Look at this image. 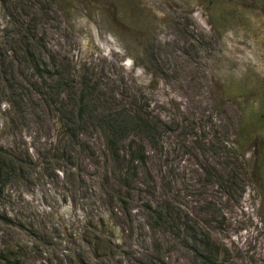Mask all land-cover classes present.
Masks as SVG:
<instances>
[{
	"label": "rangeland",
	"instance_id": "obj_1",
	"mask_svg": "<svg viewBox=\"0 0 264 264\" xmlns=\"http://www.w3.org/2000/svg\"><path fill=\"white\" fill-rule=\"evenodd\" d=\"M0 264H264V0H0Z\"/></svg>",
	"mask_w": 264,
	"mask_h": 264
},
{
	"label": "trees",
	"instance_id": "obj_2",
	"mask_svg": "<svg viewBox=\"0 0 264 264\" xmlns=\"http://www.w3.org/2000/svg\"><path fill=\"white\" fill-rule=\"evenodd\" d=\"M34 51V49H33ZM29 59H31V61L33 62L32 64L34 65V67L38 68L39 67V61L38 58L36 57L35 51L31 52V50L29 51ZM40 57V56H39ZM104 118H107V127H108V132L111 134L108 138L106 137L107 140V149L109 151V153L114 157L115 156V160H119V149H118V139L121 138V136H123L126 131H127V125L124 124L123 120H119L120 117L118 116H114L113 114H101ZM83 116V113L81 110H79L77 113H70V120L69 122H73V121H78L79 119H81ZM134 118V117H133ZM135 125L137 128L141 129V130H145L147 131L149 128V122L144 119L141 115L136 114V119L134 118ZM66 124V123H65ZM68 125V124H66ZM119 134V135H118ZM107 136V135H106ZM133 143H135L133 141ZM145 161V153L143 151V147L138 145V148H134L131 149L129 158L127 160V170H131V165L134 162L137 163H144ZM259 171V167L256 168L255 170V175L258 174ZM156 214V211H154ZM170 212L169 214L167 213V215L170 217H173L174 211H168ZM165 213V212H164ZM163 217V214L161 212H157L155 219L158 220L160 217ZM183 223V221L181 222ZM185 224L183 227V232L188 233V232H193L191 238H195L196 234H195V229L199 227H195L193 224H191L189 221L183 223ZM176 228H180L178 226V224L176 223ZM203 237L205 239L200 238L198 242L195 241V245H194V254L195 256H198L200 258H203L204 261H210L211 260V254L215 253L216 251H213L212 249V245L214 244L211 239L205 234L203 233Z\"/></svg>",
	"mask_w": 264,
	"mask_h": 264
}]
</instances>
